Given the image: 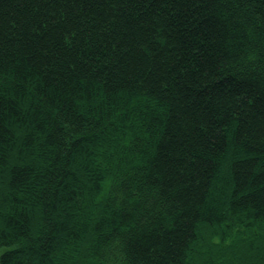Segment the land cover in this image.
Returning <instances> with one entry per match:
<instances>
[{
	"label": "trees",
	"instance_id": "16d2710c",
	"mask_svg": "<svg viewBox=\"0 0 264 264\" xmlns=\"http://www.w3.org/2000/svg\"><path fill=\"white\" fill-rule=\"evenodd\" d=\"M0 264H264V0H0Z\"/></svg>",
	"mask_w": 264,
	"mask_h": 264
}]
</instances>
